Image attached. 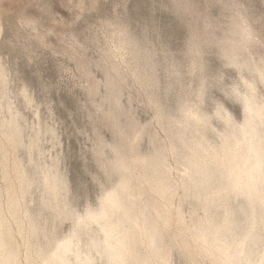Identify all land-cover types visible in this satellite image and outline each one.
<instances>
[{
    "label": "snow or ice",
    "instance_id": "obj_1",
    "mask_svg": "<svg viewBox=\"0 0 264 264\" xmlns=\"http://www.w3.org/2000/svg\"><path fill=\"white\" fill-rule=\"evenodd\" d=\"M191 2L177 0L181 7ZM226 6L233 23L211 45L218 51L205 62L194 49L187 72L173 61L167 83L142 74L154 58L123 24L97 27L93 51L101 80L110 91L136 83L158 92L151 105L157 134L142 151L141 130L121 127L113 112L96 105L93 118L111 122L114 138H92L95 167L89 165L71 188L43 151L56 142L47 83L33 99L0 59V91L23 97L37 119L47 110L43 125L30 129L21 128L19 113L7 122L4 159L15 161V168L0 171V210L15 221L23 243L5 264H264V15L254 30L240 15V0ZM5 44L0 39V48L8 50ZM25 52L19 54L26 60ZM189 75L198 78V88L184 86ZM209 89L221 95L205 109ZM95 90L92 80L90 92ZM217 121L219 132L211 127ZM170 160L183 169L179 179L170 176L178 170ZM66 222L72 227L65 235ZM82 255L87 259H71Z\"/></svg>",
    "mask_w": 264,
    "mask_h": 264
},
{
    "label": "rangeland",
    "instance_id": "obj_2",
    "mask_svg": "<svg viewBox=\"0 0 264 264\" xmlns=\"http://www.w3.org/2000/svg\"><path fill=\"white\" fill-rule=\"evenodd\" d=\"M84 3L85 0H3L0 6V23L4 24L0 39L6 41L8 49L0 48V57L9 66L11 77L18 80L21 87H28L33 99L42 94L41 85L47 83V102L51 104V117L55 121L56 142L44 145L43 151L49 153L48 163L57 161L70 188L89 165L95 167L90 149L92 138L102 136L100 125L103 124L109 137L114 138L111 122L101 123L93 118L96 105L103 104L106 111L113 112L121 127L131 125L144 129L138 144L142 151L148 150L157 134L151 105L158 98V92L154 95V90L136 83H125L110 91L101 80L96 70L99 56L93 51L97 27L105 22L123 24L133 39L151 48L159 84L161 79L168 82V67L173 61L187 72L190 42L201 45L200 58L206 62L210 51H218L211 45L225 36L224 29L230 30L233 17L231 7L226 6L227 0H192L184 7L178 6L177 0H94L93 7L88 9L84 8ZM240 8V14L258 30L257 22L264 15V0H240ZM5 15L9 21H4ZM12 21H17L22 30L27 27L25 25L36 26L39 39L32 37V51L25 48L26 39L17 42ZM11 41L19 48L12 46ZM24 50L26 60L19 54ZM184 79L187 89L199 87L196 76ZM92 80L96 82L94 94L90 92ZM220 95L218 89H209L203 100L204 108L213 107ZM11 101L23 116L24 128L30 129L34 123L43 125L46 109L42 110L45 116L37 119L38 114L25 105L23 97L13 94ZM219 123H213L215 128L221 129L217 127ZM27 135L25 132L26 139ZM109 137L104 139L110 140ZM21 156L25 159L27 153L22 152ZM168 164L178 169L171 171V177L179 179L182 171L179 162L170 160ZM70 228V222L61 225L65 235Z\"/></svg>",
    "mask_w": 264,
    "mask_h": 264
},
{
    "label": "clouds",
    "instance_id": "obj_3",
    "mask_svg": "<svg viewBox=\"0 0 264 264\" xmlns=\"http://www.w3.org/2000/svg\"><path fill=\"white\" fill-rule=\"evenodd\" d=\"M147 76L156 78V67L153 62L147 67H143V73ZM13 98L12 93H5L0 91V154H4L5 142L7 140L6 133L9 131L7 128L8 120L13 114L8 110ZM100 131L102 137H109L107 129L100 125ZM111 138V137H109ZM6 165L3 161H0V171H3ZM15 225L11 222V219L4 217L3 211L0 210V264H5L8 258H15L19 249V243L15 236ZM179 260V257H177Z\"/></svg>",
    "mask_w": 264,
    "mask_h": 264
},
{
    "label": "bare ground",
    "instance_id": "obj_4",
    "mask_svg": "<svg viewBox=\"0 0 264 264\" xmlns=\"http://www.w3.org/2000/svg\"><path fill=\"white\" fill-rule=\"evenodd\" d=\"M3 0H0V6H1V2H2ZM92 2V1H91ZM91 7H93V3H91ZM91 7H85L84 6V8H86V9H88V8H91ZM241 16H243V17H246L245 15H242V14H240ZM5 20L4 21H9L8 20V15H5ZM247 18V17H246ZM248 19V18H247ZM1 22H2V20H1ZM248 22H249V25L254 29V27L251 25V23H250V21H249V19H248ZM3 23V22H2ZM2 23H0V29L3 27V25L4 24H2ZM12 23H13V25L16 27V36L18 37V40H17V42H20L21 43V41H22V39L24 40V39H26L28 42L27 43H24L25 44V48H27L29 51H32L33 50V40H32V37H34V38H36V40H38L39 39V35H38V32H36V31H38L37 30V28H36V26L34 27V26H30V25H25V26H27L25 29H21V27L18 25L19 23L17 22V21H12ZM104 23V22H103ZM116 23V22H115ZM232 23H233V20H232V22H231V26H232ZM118 24V23H117ZM125 26V25H124ZM126 27V26H125ZM127 28V27H126ZM231 28V27H230ZM255 30V29H254ZM33 31H35V32H33ZM127 31H128V29H127ZM196 32V31H195ZM199 32V31H198ZM128 33L130 34V32L128 31ZM197 33V32H196ZM130 36L133 38V36L130 34ZM135 39V38H134ZM203 43V42H202ZM190 49H189V57H190V62H189V64H188V69H189V65L190 64H192L193 63V61H194V56H195V52H194V49H198L199 51H200V53L202 52V48H201V45L199 44V43H197V42H195L193 45H192V43L190 42ZM147 49H150V52H152L151 51V48H148V47H146ZM151 56L153 57V55L151 54ZM0 59H2L1 57H0ZM153 62V61H152ZM153 64H154V62H153ZM188 71V70H187ZM155 101V100H154ZM8 107V110L13 114V116L16 114V113H19V116H20V125H21V128L23 129L24 128V126H23V123H22V118H23V116L21 115V113L13 106V102L11 101V104L9 105V106H7ZM228 111H229V109H228ZM230 112V111H229ZM242 112H243V110H242ZM233 115V114H232ZM233 118H235L234 117V115H233ZM243 121V118H242V120L240 121V122H242ZM40 125V124H39ZM121 126V125H120ZM211 127L212 128H214L215 130H216V132H219V131H221L222 129H219V128H215V126L213 125V123H212V125H211ZM124 128V127H123ZM144 132V129H142L141 130V133H143ZM210 134H211V131H210ZM23 142L25 143V144H27V143H29L30 141H29V139H28V135H27V139H26V137L24 136L23 137ZM54 145V144H53ZM34 155H39V153H35ZM18 159L20 160V163H24V158L20 155V157H18ZM0 161H3L6 165H8L9 167H12L13 169L15 168V161H5V159H4V154H0ZM55 163H56V171L61 175V173H60V170H59V168H58V163H57V161L55 160ZM181 170H183V169H181ZM171 172H170V176H171ZM62 176V175H61ZM177 176H178V174H177ZM63 177V176H62ZM180 178V177H179ZM175 179H178V178H175ZM11 222L15 225V221L14 220H11ZM72 227V226H71ZM15 231H16V229H14ZM70 231H71V228H70ZM86 238L84 239V240H81V246H82V248L83 247H86ZM18 243L19 244H22L23 242L22 241H19L18 240ZM257 258H259V254L257 253ZM71 259H73V260H80V259H87V256H85V255H82L81 257H75V256H73V257H71Z\"/></svg>",
    "mask_w": 264,
    "mask_h": 264
}]
</instances>
